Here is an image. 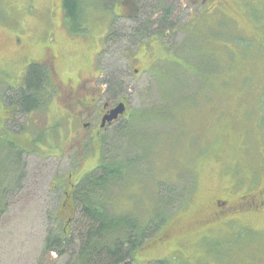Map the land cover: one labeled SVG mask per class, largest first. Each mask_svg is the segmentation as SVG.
<instances>
[{
  "label": "rangeland",
  "instance_id": "rangeland-1",
  "mask_svg": "<svg viewBox=\"0 0 264 264\" xmlns=\"http://www.w3.org/2000/svg\"><path fill=\"white\" fill-rule=\"evenodd\" d=\"M230 7L232 20L217 12L208 18L215 22L209 36L201 24L187 35L183 19L178 36L146 55L127 31L110 33L113 0H81L76 31L62 0H0V264H76L81 204L71 184L104 164L114 176L98 189L99 205L146 230L132 264H264V211L227 218L213 204L264 188V40L257 32L264 31V2L230 0ZM123 23L115 29L125 30ZM50 53L58 57L47 64L46 98L24 113L25 70L36 63L45 71L39 61ZM131 60V71L148 66L150 75H125ZM70 75L84 81L91 116L68 105ZM104 82L108 94L120 85L129 96L128 115L99 143L82 123L94 126L101 102H115L103 96ZM4 93L17 111L4 113ZM64 223L73 242L62 237L64 254L49 255L47 238ZM119 238L126 251V237Z\"/></svg>",
  "mask_w": 264,
  "mask_h": 264
},
{
  "label": "flooded vegetation",
  "instance_id": "flooded-vegetation-1",
  "mask_svg": "<svg viewBox=\"0 0 264 264\" xmlns=\"http://www.w3.org/2000/svg\"><path fill=\"white\" fill-rule=\"evenodd\" d=\"M255 3L264 2V0H252ZM113 5L115 6V10L112 13V26L113 30L110 33L117 37L123 38L124 35L120 36V32L127 31L129 35L125 34L126 38L132 41L131 43H135L137 46V51L140 50L142 53H146V55L150 54L148 52L149 48H153L155 43L161 42V39H164L168 36V38L174 36H178L180 32H182L181 28L183 25L181 24L183 19H186L188 25L186 27L187 35L191 34V31L194 32L198 25H208L209 27L204 28L205 30H209L205 35L209 36L210 34V27L214 28V21H209L208 18L213 16L215 12L217 14H221L227 17L229 20H232L231 16V7H230V0H113ZM76 10V8H75ZM74 10V11H75ZM62 11L63 10V3H62ZM77 14H74L76 16ZM65 19V18H64ZM124 19L127 23H123L126 27L125 30L115 29V25L119 24V21ZM262 24V28H264V20L259 21ZM203 29V28H201ZM109 33V31H107ZM107 32L105 35H107ZM260 34V38L263 37L264 40V31L262 29H258L257 31ZM238 35H240L238 33ZM192 37V36H191ZM107 38V36H106ZM194 38V37H193ZM103 42V41H102ZM101 42V45L103 43ZM163 48H165L163 46ZM151 51V50H150ZM58 56L56 54L50 53L45 61H39L40 64L45 66L48 71L49 77V70L51 69L50 66L48 67L47 64L53 67V63ZM135 59V58H134ZM145 59V58H144ZM160 60V59H159ZM132 60L130 64L127 66L128 72L127 75L130 78L138 79L141 74L147 72L149 75L148 66L144 70L141 68H132ZM150 64V63H149ZM96 68V66H95ZM100 69L95 71V76H90L87 83L91 82L92 78L97 79L100 75ZM122 78V77H121ZM49 79V78H48ZM68 80L74 81L75 83L69 84L65 90L66 100L68 105H72L73 103H77L81 106L79 110L80 113H84L85 115H92V103L88 106V103L82 101V93L83 89L81 88L82 83L84 82L80 78H75L67 76ZM121 86L124 84V80L120 81L119 83ZM117 85V89L114 88L115 93L112 95L108 94V90L111 88L109 82H104V93L103 96H108L113 101L109 103L107 101L101 102L99 109L97 110V123L91 127L90 122H83L82 125L86 127V129H90L91 135L90 139L97 140V142L101 143L103 132L105 133L106 130L113 124H115L120 118L124 117L126 119L127 114V106L129 102V96L125 93V91ZM10 88V87H9ZM102 86L100 87V89ZM6 91V90H5ZM101 92V91H100ZM110 95V96H109ZM100 96V93L97 94ZM3 103H5L6 94L3 95ZM75 98V100H73ZM70 99L72 101H70ZM91 100V99H90ZM92 101V100H91ZM119 102H124L125 104V111L122 115H119L117 119L113 120L112 122H105L103 123L104 116L113 109ZM11 106V105H10ZM10 106H6L3 108L4 113H13L14 110L17 111L16 108H13V111L9 108ZM75 113L78 111L75 110ZM8 118V117H4ZM97 138V139H96ZM99 138V139H98ZM260 171L264 173V155L262 159V164L259 167ZM71 188L75 187V184H71ZM69 194V198L71 195V191L66 192V195ZM213 204L217 209V213L220 216L224 217H232L238 213L248 214V213H256L264 211V188L263 187H247L244 189V192L241 193L238 198L236 197L235 202H228L227 199L222 198V200H214ZM64 209L72 208V205H64Z\"/></svg>",
  "mask_w": 264,
  "mask_h": 264
},
{
  "label": "trees",
  "instance_id": "trees-1",
  "mask_svg": "<svg viewBox=\"0 0 264 264\" xmlns=\"http://www.w3.org/2000/svg\"><path fill=\"white\" fill-rule=\"evenodd\" d=\"M62 3L64 20L71 30L76 31L74 26L78 25L80 27L79 22L83 20L81 0H62ZM74 14L77 15L74 16ZM78 30L81 31L82 29L79 28ZM35 65L36 63L28 65L24 73V90L21 91L19 98L21 102L18 104L19 109L24 113L38 109L39 101L46 98L44 97V92L41 91L46 86L47 78L46 80L44 79L48 77L47 70L44 67L45 71H42L40 69L41 66L36 65V67ZM97 168L95 172L87 174L85 179L82 178L73 188L72 198L73 201L74 199L76 200V208L77 203L81 204L80 212L78 213L80 215L79 224L77 222L79 229L76 241V264H132L135 262L133 257L135 247L140 244L146 230L141 229L137 223H132L126 216L111 214L104 208L105 206L99 205L101 199L98 200L96 196L98 189L105 186L109 178L111 179L114 175L112 173L113 170H110L105 164ZM76 188L77 190L74 194ZM79 193L82 201L77 198ZM75 215L74 211L73 217L70 218L71 222L76 220ZM70 223L69 225L64 223L58 235L47 238V248L53 247L54 249H49L46 252L57 253L58 257L64 254L62 248H60L61 238L68 239L69 243L73 242L71 236L69 237L71 231L67 234V231L70 230ZM131 235L133 236L131 237ZM120 236L126 237V244H128L126 251L123 250ZM133 238L136 241H133ZM58 259L51 264H56ZM154 263L164 264L166 261L161 260Z\"/></svg>",
  "mask_w": 264,
  "mask_h": 264
},
{
  "label": "water",
  "instance_id": "water-1",
  "mask_svg": "<svg viewBox=\"0 0 264 264\" xmlns=\"http://www.w3.org/2000/svg\"><path fill=\"white\" fill-rule=\"evenodd\" d=\"M125 111V104L124 102H119L113 109H111L103 118V123L112 122L113 120L117 119L119 115H122ZM54 252H50L49 255ZM50 259H52L50 257ZM56 258H54V261Z\"/></svg>",
  "mask_w": 264,
  "mask_h": 264
}]
</instances>
